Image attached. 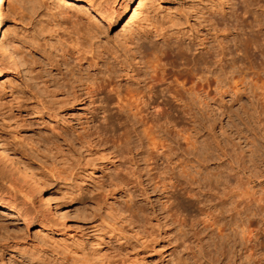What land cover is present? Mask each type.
<instances>
[{"label":"rangeland","instance_id":"obj_1","mask_svg":"<svg viewBox=\"0 0 264 264\" xmlns=\"http://www.w3.org/2000/svg\"><path fill=\"white\" fill-rule=\"evenodd\" d=\"M98 1L117 18L93 35L68 21L85 14L75 0L7 3L1 37L20 68L0 54V141L14 157L0 148L11 203L0 206V264H264V94L253 87L264 44L244 43L263 42L264 0H146L129 25L136 0ZM164 42L193 48L162 60L168 80L191 87L202 72L192 58L225 46L237 86L162 131L118 107Z\"/></svg>","mask_w":264,"mask_h":264},{"label":"bare ground","instance_id":"obj_2","mask_svg":"<svg viewBox=\"0 0 264 264\" xmlns=\"http://www.w3.org/2000/svg\"><path fill=\"white\" fill-rule=\"evenodd\" d=\"M132 1L133 0L125 1L122 8L124 7L125 9H128ZM8 2L9 0H0V54L4 58V59L1 58L4 60V61L2 60L4 66L10 68L12 67V69L13 68L17 69L18 67L20 68V66L18 65L19 63L17 64V61L14 58L15 54L13 55L12 53V49H13L12 47H14L12 46L13 42L12 43L8 41L5 42L2 38L3 36L1 35L3 22L5 20L4 14ZM75 2H78L77 7L80 5L79 6L80 8L86 9L84 11L85 14L79 15L78 12L77 14H71L69 12L70 15H66L68 21L71 22L73 27H76L77 29H81V28H83V30L87 29V32L89 34L92 35L96 34L97 32H99V30L106 31L110 27V24H112L117 18V15H114L115 10H112V8L109 9L102 7L99 1L97 2V0H75ZM145 4H146V0H136L132 4L130 11L128 12V14L124 19L126 20V25H129L141 18L143 14V9L146 6ZM74 5L75 4L73 3V6ZM246 12H251V9L248 7V5L247 8H245V13ZM85 15H88L86 21H85ZM99 23L101 24V26L99 25ZM262 24H263L262 19H260V16L257 15L255 18V23L252 25L254 27L259 26L258 32H261ZM150 41L152 42L153 40ZM262 41H263L262 43H259L257 41H254L252 38L244 39V43L248 47H253L257 45L262 46L264 44V33H262ZM7 42L9 44L11 43V45L9 46ZM222 47H221V51L215 52L213 48L209 46L206 48L207 56H205L203 59H200L201 57H197L196 55L194 58H192V61L196 66V70L198 69V71L200 72L202 71V72L201 75L199 74L200 77L198 82L193 81V85L191 87L184 89L182 86L175 84L173 80H168L167 76L169 75V72L163 70V68L161 67L162 64L161 62L164 58L184 59L188 55V53L192 52L193 48L190 45H183L180 43H178L177 46L175 47H173V45L171 44H168L167 42H164L161 45H156L153 43L152 47L149 50H147L148 52L146 53L147 55L148 54L150 55V58L143 61L144 65L148 68V70L144 71L147 75L146 77L147 81H145L144 85H139L141 81L136 80L135 83L137 84V86L129 90L131 95L129 99H126L124 101V105L122 106L119 105L118 107L119 111L121 112L132 111L131 115L135 119L137 118L149 119L152 122H154V126L157 129L163 131L168 124L173 125L174 128L178 127L179 119H181L183 116L189 115L191 117H194V115H196L197 113L194 111L193 108L196 105V102L203 101L207 104L208 101H212L214 99L212 96V92H215L216 95H219L222 98V100L226 95L233 97L236 94L237 83L235 82V80H232L233 79L232 73L235 72L236 66L235 63L232 61L230 69L224 68L223 61L228 60L229 54H227L226 52V47L225 46ZM140 49L141 48L139 47V49L137 50L138 52L141 53ZM134 55H136V53H134ZM16 57L18 58L19 55ZM214 58H216V60ZM202 64L204 65L203 68H201ZM213 64H216L219 70V73L216 76L212 74ZM4 72L5 70H3V68H0V76ZM113 73L115 74V72ZM198 73L199 72H197V75ZM194 76L195 75L192 72L189 74L191 80L193 79ZM243 78L244 80H241V84L248 85V88H251L252 85L250 84V82L245 80V77ZM94 84H96V86L94 85V87L90 88L91 90L89 89L88 93L92 94V96L94 95L97 96L98 95L97 93L98 91L96 89L98 86L97 80L94 82ZM253 87H255L256 89H260L261 92L264 94V83L260 85L255 84ZM236 96L238 97L239 95ZM178 101L181 102L182 104L181 105L177 104L176 102ZM224 106L226 107V110L231 109V106L228 104L226 105L224 104ZM0 148L2 149L1 154L3 153L6 157L9 158V160L14 159L11 151H9V149L1 141H0ZM29 170H31V168ZM29 174L31 173L29 172ZM33 179L35 181L36 178ZM33 179H32V184L36 182V181L34 182ZM35 186H37V184L34 185V189ZM9 199L10 198L8 197L0 196V206L9 207L11 204ZM46 203L49 206L48 200L46 201Z\"/></svg>","mask_w":264,"mask_h":264}]
</instances>
